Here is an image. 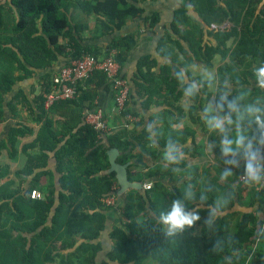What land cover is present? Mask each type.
I'll return each instance as SVG.
<instances>
[{
    "label": "trees",
    "instance_id": "trees-1",
    "mask_svg": "<svg viewBox=\"0 0 264 264\" xmlns=\"http://www.w3.org/2000/svg\"><path fill=\"white\" fill-rule=\"evenodd\" d=\"M145 1L0 0V122L4 120L5 100L15 84L33 76L34 69L50 67L68 48L74 59L87 55L104 59L115 50V58L123 66L137 44L138 34L119 36L104 50L96 45L81 46L80 34L91 29L77 23L76 12L97 18L98 38L140 18L144 9L139 4ZM180 1L173 29L188 42L189 48H184L180 39L171 36L161 42L160 50L170 49L177 60L180 54L174 48H180L189 62L196 59L211 67L216 57H220L219 79L199 78L204 85L202 90L195 86L189 97L193 100L196 95L200 97L217 81L222 103L244 91L247 106L234 114L237 124L229 123L226 129L243 128L245 147L255 137L251 151L258 155L264 151V127L250 118L248 109H259L258 116L264 121V88L259 86L254 71L264 65V0ZM192 8L199 17L191 12ZM7 11L14 25V35L4 33ZM159 19V14L155 13L147 21L153 28ZM228 22L231 25L224 28ZM212 24L219 27L212 29ZM76 29L78 32L74 33ZM154 66L155 62L150 59L140 61L139 75L145 88L150 84L151 90L176 94L180 82L171 78L169 68L164 67L159 75L152 71ZM53 76L54 72L49 71L41 77L40 93L35 95L34 87L31 89L33 100L20 90L8 102L14 116L19 106L32 111L33 103L37 104L39 120L44 124L33 143L24 146V150L31 151L25 166L15 171L7 182H3L9 175L10 166L6 161L17 159L19 139L34 129L12 128L8 139L0 142V264H246L256 238L260 241L253 257H264V231L261 230L264 164H254L261 170L259 183L241 181L242 176L247 178L245 147L233 148L227 156L236 154L234 158L221 160L233 164L229 170L231 175L223 185L218 184V177H210L211 185L202 186V192L195 193L189 201H185V194L178 190L174 194H168L165 189L160 193L147 192L146 196L130 190L121 213L123 220L108 233L111 243L110 249L105 251L103 241L99 240L107 227V213L113 207L106 206L103 200L115 193L118 185L114 173L105 174L109 168L108 151L117 148L124 152L118 160L121 164L134 158L144 163L143 156L135 150L144 147L143 153L148 154L150 138L145 137V132L137 134V130L125 127V123L131 124L129 115L134 116L127 106L121 115L116 114L122 122L116 131L109 130L100 137L88 123L87 114L97 107L98 89L109 82L103 72H97L80 85L77 99L59 101L47 108L46 96L54 91ZM229 83L237 88L225 97L230 91ZM191 85L181 82L177 96H182L186 90L188 93ZM138 88L143 89V84L138 83ZM58 112L63 120L55 118L54 113ZM235 133L237 129L219 136L216 132L212 141L217 154H224L218 150L219 146L225 138L233 140ZM54 152L61 174L60 188L55 172L48 169L50 154ZM240 161L242 164L238 166ZM37 170L41 171L36 173ZM32 176L31 187L26 190L24 184ZM44 180H47L45 185ZM36 189L42 192L43 199L32 198V191ZM246 190L248 193L244 195ZM170 198L181 200L185 211L198 212L200 216L193 226L174 236H167L165 226L159 222L160 212L171 210L174 200ZM163 200L167 202L166 208ZM210 218L212 222L207 224Z\"/></svg>",
    "mask_w": 264,
    "mask_h": 264
},
{
    "label": "crops",
    "instance_id": "crops-1",
    "mask_svg": "<svg viewBox=\"0 0 264 264\" xmlns=\"http://www.w3.org/2000/svg\"><path fill=\"white\" fill-rule=\"evenodd\" d=\"M139 6L144 9V14L140 18L128 21L121 30L115 29L112 34L98 38L96 33L97 18L95 16H89L82 11L76 12L77 23H80L83 28L87 25L89 29H91L89 31L84 30L80 34L79 43L81 46L96 45L104 50L119 36L138 34L137 44L130 51L127 60L123 64L121 75L130 84V97L127 109L137 119L135 122H131L128 129L137 130V134L145 132V137L147 139L150 138L148 141L150 150L148 154H145L143 153L144 147H137L135 153L141 154L145 161L144 163H140L134 158L128 162L130 163L128 169L129 179L132 182L136 181L142 183L144 187L143 196H146L147 192L160 193L164 189L168 194H174L177 190L183 192L185 190L184 188L189 189L188 185H191L190 189H193V184L199 183V180H197L199 177H202V181L199 183V189L206 183L204 180L205 177H212L213 179L218 177V184L223 185V183L227 181V177L223 174L229 172L233 164L222 163L221 160H231L236 154L230 156H227L225 153L217 154V152H215L216 145L213 143L212 137L215 136L216 132H219L217 135L219 136L222 133L239 127L236 126L226 129L229 124V119L232 121L231 124H237L238 119L234 118V114L240 112L243 107L247 106V97L245 93L244 96L243 92H240L234 98L230 99L229 102L224 101V103H222L219 96L218 81L209 89L210 91L201 93L200 97L196 95L194 100L189 97L187 90L184 91L182 96L178 97L177 93H179V90L182 88L181 82L183 85L189 83L195 85L197 90L201 91L204 85L200 82L199 78H201V80H215V78L205 77L203 74L204 67H208V65L196 59L189 62L182 54L180 48H174L175 52L180 54L177 60L174 59V53L170 49L161 48L166 55L160 50L161 42L171 36L173 39H180L184 48H189L188 42L180 38L173 29L176 11L181 7L180 0H146L140 3ZM191 12L196 17H199L198 13L195 12L193 8ZM155 13L159 14L160 19L152 28L147 18ZM9 15L10 13L7 11L5 14L4 33L5 35H14L15 29L14 25L10 23ZM8 27L13 29V33ZM77 32L78 29L74 31V33ZM41 33L42 32H40V34ZM207 39L208 37H206V40ZM8 46H11V44H8ZM15 50L17 51L18 49ZM145 58L155 62L152 71L156 74L162 75L161 70L164 67L169 68L171 78L180 82V87L176 94L167 95L165 92H160L159 89L151 90L150 84H146L145 88L139 75L140 61ZM73 59L71 49L68 48L65 54L58 55L57 61L50 67L45 69H34V75L15 84L13 91L7 96L3 107L4 120L0 122V142L8 139L12 128L27 126L29 129L31 128L34 130L31 134L28 131V133H25L19 139L18 163H14L16 167L12 168L8 162L9 160L6 161L10 166L9 175L3 182H7L10 178H13L15 171L18 170L17 166L22 162L26 164L25 162H27V158L31 151L27 152V148L24 150V146L26 147L33 143L44 124L43 120H39L38 115L40 112L36 108L38 106L37 104L33 103L32 111L30 108L19 106L18 114L14 116V112L9 108L8 102L12 100L20 90H24L28 94V97L33 100L34 95L31 93V89L34 87L35 95L40 93L39 82L41 77L49 71H53L55 76L61 72L65 66L69 65ZM221 64L222 61H220L217 66L216 80L219 79V67ZM177 73H183V75L178 76ZM15 75L19 74L16 73ZM138 83L143 84V89L138 88ZM229 87L230 91L225 94V97L237 88L231 83H229ZM210 93L212 95L211 97H209ZM100 110L104 113L109 130L116 131L120 128L122 122L115 113V93L110 82H107L98 89L97 107L93 113ZM64 112V110H61V113ZM61 113H54L57 120L64 119ZM213 117L224 121V131L209 125L208 121L212 120ZM137 124L138 127H136ZM104 139L107 141L105 136ZM254 141L255 137L252 138L250 143L253 145ZM223 147V144L220 145L218 150L222 152ZM230 147L232 148L233 144ZM241 151L242 150L239 152ZM166 152H171L176 157V162H171L166 159ZM123 155H125V153L120 151L118 160ZM240 164H242V161L237 165L239 166ZM48 169L55 172L56 183L58 188H60L61 174L58 172V160L55 152L50 154ZM40 171L41 170H37L36 173ZM201 171L208 172L202 173ZM34 176L25 182L24 186L26 190L30 189ZM207 182L209 181L207 180ZM43 184H47V180H44ZM148 186H152V189L147 190ZM118 189L119 186L117 185L116 190L118 191ZM199 189L196 190L195 193L198 194ZM247 193L248 190L244 191V195H247ZM126 194L122 198L117 195L115 206L107 213V230L99 240L100 242L103 241L105 251L110 249L111 243L108 233L112 230L113 226H119L123 220L121 213L126 207ZM171 200L173 201L174 199L171 198ZM148 205V207L151 208V204L149 203ZM152 215L154 214L152 213ZM262 219H264V215ZM100 260H102V254ZM250 264H264V257H253Z\"/></svg>",
    "mask_w": 264,
    "mask_h": 264
},
{
    "label": "built area",
    "instance_id": "built-area-1",
    "mask_svg": "<svg viewBox=\"0 0 264 264\" xmlns=\"http://www.w3.org/2000/svg\"><path fill=\"white\" fill-rule=\"evenodd\" d=\"M117 52L113 50L111 54L104 58L98 59L93 55H87L82 59H73L71 63L65 66L61 72L54 76L53 88L54 91L46 96V104L51 108L59 101H70L77 99L81 93L80 85L91 79L97 72L106 74L108 81L111 83L115 93V113L121 115L125 110L130 97V84L121 75V64L116 60ZM137 119L134 116L128 117V121L135 122ZM87 121L98 131L102 137L109 131L107 120L105 119L102 110L96 113H89ZM130 124L125 123V127L129 128ZM258 163L254 162L256 166L264 164V151L257 155ZM246 177L242 176L241 181H245ZM152 186H148L147 190H151ZM33 199H42L43 195L38 190L32 191ZM117 198V191L103 200L106 206H115ZM264 231V224L262 225ZM260 238L251 245V254L248 257L246 264H249L250 259L255 255L259 245Z\"/></svg>",
    "mask_w": 264,
    "mask_h": 264
},
{
    "label": "clouds",
    "instance_id": "clouds-1",
    "mask_svg": "<svg viewBox=\"0 0 264 264\" xmlns=\"http://www.w3.org/2000/svg\"><path fill=\"white\" fill-rule=\"evenodd\" d=\"M254 71L256 78L259 82V86L264 88V65H262L258 69H255ZM177 75L182 76L183 73H177ZM193 88H195V85L190 86L188 90L189 95L191 94V90ZM248 111L249 112L259 111V109L249 108ZM256 121L258 124H260L261 127H264V121H262L259 116L256 117ZM231 122L232 121L229 119L228 123ZM208 123L211 127H215L216 129L224 131L223 120L213 117L212 120L208 121ZM233 143L236 145L237 149L241 147H245V136L241 134L239 127L237 128L236 139L234 141L229 140L227 138L224 139L223 151L225 154L233 152V149L230 147ZM251 149H252V144L249 142L245 147V155L248 157L247 178L245 180L246 184L249 182L259 183L262 179L260 174L261 170L258 167H254V162L258 163L257 153H253ZM165 157L171 162H176V157L171 152H166ZM223 175L227 177L231 175V173L225 172ZM225 203H227V201ZM212 215L215 216L214 211ZM199 220H200V216L198 212L185 211V206L179 199H176L172 202L170 211H161L159 214V222L163 226H165V232L167 236H174L179 232H183L186 227L193 226L194 223ZM211 222H212L211 218L208 221H206L207 224H211Z\"/></svg>",
    "mask_w": 264,
    "mask_h": 264
},
{
    "label": "water",
    "instance_id": "water-1",
    "mask_svg": "<svg viewBox=\"0 0 264 264\" xmlns=\"http://www.w3.org/2000/svg\"><path fill=\"white\" fill-rule=\"evenodd\" d=\"M120 151L117 148H112L108 151L109 168L105 174H115L119 189L117 191L118 197L122 198L130 190L143 193V185L140 182H132L129 179V167L130 163L121 164L118 162ZM143 195V194H142ZM107 230V227H106ZM106 230L104 232H106Z\"/></svg>",
    "mask_w": 264,
    "mask_h": 264
},
{
    "label": "rangeland",
    "instance_id": "rangeland-1",
    "mask_svg": "<svg viewBox=\"0 0 264 264\" xmlns=\"http://www.w3.org/2000/svg\"><path fill=\"white\" fill-rule=\"evenodd\" d=\"M97 22V21H96ZM230 26L231 24L228 22V23H226L225 25H223L224 26V28L226 27V26ZM219 27V25H217V24H212L211 25V28L213 29V28H218ZM8 29H10V31L12 32L13 31V29L12 28H10V27H8ZM13 33V32H12ZM221 60H220V57L218 56V57H216V59H215V66L214 67H211V66H208V67H204V76L205 77H208V78H215V79H217L216 77H217V66H218V64H219V62H220ZM224 62V61H223ZM243 95H244V91H243ZM246 95V94H245ZM244 95V96H245ZM258 116V111H252L251 113H250V118L252 119V120H256V117ZM240 132H241V134H243V131H241L240 130ZM236 134L237 133H235V135L232 137V139H233V141L236 139ZM233 148H235V149H237V147H236V145L233 143V147H232V149ZM9 162V164L12 166V168H14V167H16V166H14V163L16 164V163H18V158L17 159H15V160H13V161H8ZM26 163V162H25ZM24 162H22L19 166H17L18 167V169H20V168H23L24 167ZM202 173H207L208 171H201ZM197 180H199V183H200V181H202V177H199V178H197ZM204 180H205V182L206 183H204L203 185H206V184H209L210 183V180H209V177H205L204 178ZM207 180L209 181V182H207ZM199 183H194L193 184V189H187V188H184L185 190L182 192L183 194H185V201H189V199H191V198H193V195L195 194V192H196V190H198L199 189V187H200V185H199ZM199 185V186H198ZM209 185H211V184H209ZM202 188H200L199 189V192L198 193H200V192H202ZM171 199V198H170ZM163 204L165 205V208H166V205H167V202L165 201V200H163Z\"/></svg>",
    "mask_w": 264,
    "mask_h": 264
}]
</instances>
